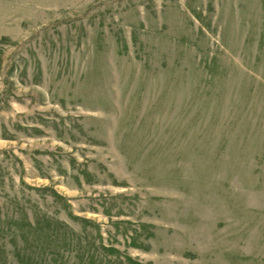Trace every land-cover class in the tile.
<instances>
[{
    "label": "rangeland",
    "instance_id": "1",
    "mask_svg": "<svg viewBox=\"0 0 264 264\" xmlns=\"http://www.w3.org/2000/svg\"><path fill=\"white\" fill-rule=\"evenodd\" d=\"M0 264H264V0H0Z\"/></svg>",
    "mask_w": 264,
    "mask_h": 264
}]
</instances>
